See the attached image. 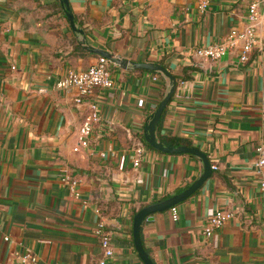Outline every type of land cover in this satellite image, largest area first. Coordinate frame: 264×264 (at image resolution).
I'll use <instances>...</instances> for the list:
<instances>
[{"label":"crops","instance_id":"obj_1","mask_svg":"<svg viewBox=\"0 0 264 264\" xmlns=\"http://www.w3.org/2000/svg\"><path fill=\"white\" fill-rule=\"evenodd\" d=\"M68 1L82 33L71 27L60 0H0V264H93L101 253L94 233L100 220L113 246L107 264H145L133 238L135 213L184 191L204 163L145 140L144 126L170 79L132 62L163 65L176 80L157 140L188 141L212 168L174 204L176 219L171 206L142 217L144 251L154 264H262L264 197L253 162L256 147L264 146V0L259 45L245 62L237 46L219 59L194 49L242 28L252 0ZM87 46L127 64L110 60L114 85L95 88L100 120L89 143L74 151L87 105L75 102L76 88L55 82L96 60L99 53ZM138 142L144 150L135 166ZM64 174L75 179L79 196ZM217 209L232 215L205 237L203 226ZM26 252L36 260L22 261Z\"/></svg>","mask_w":264,"mask_h":264},{"label":"built area","instance_id":"obj_2","mask_svg":"<svg viewBox=\"0 0 264 264\" xmlns=\"http://www.w3.org/2000/svg\"><path fill=\"white\" fill-rule=\"evenodd\" d=\"M261 0H252L247 9L246 23L242 28L232 27L225 34L224 38L218 42L210 43L203 46H198L194 49V53L200 57H210L219 59L229 52L235 46L239 48V60L245 62L249 58V53L253 47L259 45V38L257 33V24L259 16V5ZM205 2L201 3L204 6ZM13 67V66H12ZM156 78V76H153ZM114 85L112 77V69L110 67V60L99 54L96 60L85 68L69 69L64 76L55 82V87L63 90H70L76 88L77 95L74 97L75 102L85 103L87 105V112L78 129V140L73 146L74 151H78L81 147L86 146L90 140V134L94 125L99 122L100 114L96 102L91 98L95 88L111 87ZM44 88H39L42 91ZM261 121L264 124V103L260 106ZM143 144L138 142L133 146V165H138L143 155ZM257 157L254 160V166L261 171L260 190L264 197V146L259 144L256 147ZM124 164V157L121 156L119 167ZM213 168L216 165H212ZM63 180L69 182V187L75 197L79 196V191L75 188V179L68 174H64ZM173 219L177 218L176 206H171ZM232 213L227 210L217 209L211 213L203 226L202 232L205 237L210 236L213 231L219 228L225 220L230 218ZM94 233L98 237L101 247V253L93 264H107L109 258L113 255V246L110 236V231L106 228L103 220L97 222L94 227ZM5 239L7 235L3 236ZM264 238V234H263ZM22 261H34L36 255L31 252H26L20 255ZM264 264V262L262 263Z\"/></svg>","mask_w":264,"mask_h":264},{"label":"water","instance_id":"obj_3","mask_svg":"<svg viewBox=\"0 0 264 264\" xmlns=\"http://www.w3.org/2000/svg\"><path fill=\"white\" fill-rule=\"evenodd\" d=\"M62 5L65 8V13L66 16L69 20V23L71 27L77 31L82 33V29L78 28L75 24L74 20V14L72 12V9L69 5L68 0H60ZM88 49L97 52L105 57H107L109 60L120 64L122 66H125L127 64V60L125 58H120L116 54L103 50L100 48H95L92 46H87ZM133 67H142V68H148V69H153V70H159L161 73H163L165 76H167L170 79V85L164 96L161 98L159 103L157 104L156 108L154 111L151 113L150 118L148 119L147 123L144 126V136L145 140L151 144L152 146H155L156 148H159L164 151H170V152H191L193 154L198 155L203 163H204V171L202 174L199 176L198 179H196L188 188H186L184 191H182L179 194H176L172 196L171 198H168L163 201L155 202L148 204L141 209H139L134 217H133V223H132V232H133V238H134V243L135 247L142 258V260L145 262V264H154L153 261L149 258V256L146 254L144 251L141 241H140V236H139V224L142 219V217L148 213L154 212L156 210H161L167 207H170L174 204H176L178 201L183 200L186 198L189 194H191L193 191H195L202 183L203 181L208 177V175L211 173L212 168L211 164L209 161L208 156L206 153L202 150H200L198 147L195 146H186V145H181V146H167L164 145L161 141L157 140L156 138V128L158 126V122L160 120V117L162 115V112L169 101L175 86H176V80L173 74L163 65L157 64V63H152V62H132L131 63Z\"/></svg>","mask_w":264,"mask_h":264},{"label":"trees","instance_id":"obj_4","mask_svg":"<svg viewBox=\"0 0 264 264\" xmlns=\"http://www.w3.org/2000/svg\"><path fill=\"white\" fill-rule=\"evenodd\" d=\"M159 122H160V120H159ZM159 122H158V126H159ZM166 142H168L169 144H178V143H184L185 145H187L188 144V141H186V140H180V139H175V140H173V139H166Z\"/></svg>","mask_w":264,"mask_h":264}]
</instances>
